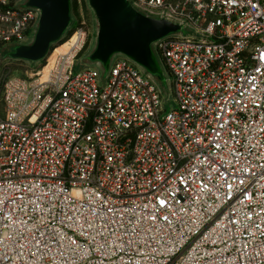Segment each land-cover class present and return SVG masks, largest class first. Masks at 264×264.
Here are the masks:
<instances>
[{
  "label": "built area",
  "instance_id": "2783aa9c",
  "mask_svg": "<svg viewBox=\"0 0 264 264\" xmlns=\"http://www.w3.org/2000/svg\"><path fill=\"white\" fill-rule=\"evenodd\" d=\"M25 1L0 0V54ZM131 2L192 32L155 45L171 99L125 56L81 68L84 19L0 74V264H264V0Z\"/></svg>",
  "mask_w": 264,
  "mask_h": 264
},
{
  "label": "water",
  "instance_id": "95a60500",
  "mask_svg": "<svg viewBox=\"0 0 264 264\" xmlns=\"http://www.w3.org/2000/svg\"><path fill=\"white\" fill-rule=\"evenodd\" d=\"M87 1L94 13L96 34L85 60L103 71L101 80L106 81L114 58L122 55L168 92L169 79L155 45L165 38L191 34L186 25L166 15L142 11L131 0ZM20 8L39 12V20L28 43L11 44L1 52L0 65L6 60L42 63L53 46L67 36L75 21L72 0H26Z\"/></svg>",
  "mask_w": 264,
  "mask_h": 264
},
{
  "label": "rangeland",
  "instance_id": "374dc122",
  "mask_svg": "<svg viewBox=\"0 0 264 264\" xmlns=\"http://www.w3.org/2000/svg\"><path fill=\"white\" fill-rule=\"evenodd\" d=\"M72 1H73V16L75 19L73 26H75L76 23L81 24L82 20L84 19L86 22V28L95 36L96 22L94 18V13L92 9L90 8V6L88 5V1L87 0H72ZM64 40H66V37L65 39L60 41L58 44L54 45L52 50L54 49V47H58L60 43H62ZM68 46L69 44L67 43V44L61 45L57 49H62V47H64V49H68ZM93 46H94V39H93L91 46L81 54V57L78 63L80 64L81 68H87V67L94 68L95 70L99 72V75L102 79L103 71L98 67V65L89 64L85 60L87 55L92 50ZM40 66H42V63L29 64L27 62L20 61V60H6L3 62V65L1 66V77H2L1 81H4L10 76H17V75L27 76ZM165 95L170 99L173 97V94L170 90L168 92H165ZM3 115H4V108L2 104L0 103V117H2Z\"/></svg>",
  "mask_w": 264,
  "mask_h": 264
},
{
  "label": "bare ground",
  "instance_id": "6f19581e",
  "mask_svg": "<svg viewBox=\"0 0 264 264\" xmlns=\"http://www.w3.org/2000/svg\"><path fill=\"white\" fill-rule=\"evenodd\" d=\"M66 49H64V47H62V49H57V51H56V53L57 52H63V51H65Z\"/></svg>",
  "mask_w": 264,
  "mask_h": 264
},
{
  "label": "trees",
  "instance_id": "16d2710c",
  "mask_svg": "<svg viewBox=\"0 0 264 264\" xmlns=\"http://www.w3.org/2000/svg\"><path fill=\"white\" fill-rule=\"evenodd\" d=\"M2 65H3V64H2ZM2 65H1V66H2ZM0 74H1V67H0Z\"/></svg>",
  "mask_w": 264,
  "mask_h": 264
}]
</instances>
